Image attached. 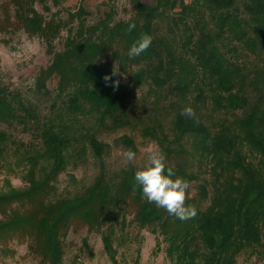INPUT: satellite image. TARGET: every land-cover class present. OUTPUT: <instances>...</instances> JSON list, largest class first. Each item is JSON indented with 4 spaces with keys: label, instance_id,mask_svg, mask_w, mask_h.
I'll return each instance as SVG.
<instances>
[{
    "label": "trees",
    "instance_id": "trees-1",
    "mask_svg": "<svg viewBox=\"0 0 264 264\" xmlns=\"http://www.w3.org/2000/svg\"><path fill=\"white\" fill-rule=\"evenodd\" d=\"M63 1L0 0V32L43 41L51 61L34 87L46 92L55 79L58 101L40 116L0 86V125L18 119L36 130V145L24 151L26 185L0 191L1 251L17 237L42 264H61L69 231L101 234L118 226L128 235L134 226L161 236L177 264L264 257V0H129L127 20L115 22L111 5L93 23L82 6L61 16ZM141 34L152 37L151 46L132 58L129 49ZM143 87L153 111L147 121L137 118L140 133L157 142L173 179L195 187L186 201L197 210L194 218L180 220L148 203L132 168L109 178L101 161L90 185L57 194L70 153L89 150L101 160L108 146L94 129L131 126L128 102ZM186 107L195 115H181ZM89 117L93 123L86 126L82 119ZM8 143L0 130V159ZM116 143L136 150L129 136ZM103 241L115 254L109 238Z\"/></svg>",
    "mask_w": 264,
    "mask_h": 264
},
{
    "label": "rangeland",
    "instance_id": "rangeland-1",
    "mask_svg": "<svg viewBox=\"0 0 264 264\" xmlns=\"http://www.w3.org/2000/svg\"><path fill=\"white\" fill-rule=\"evenodd\" d=\"M143 1L151 3L153 0ZM188 1L190 0H185ZM111 5L116 9L113 19L115 22L129 18V0H65L60 7V14L63 16L65 11H74L82 6L88 12V23H93L103 18ZM36 10L41 11L38 5ZM54 11L55 8L52 9V12ZM64 38L65 32H62L55 41L56 51L62 49ZM50 61L51 57L46 53L40 38L29 37L22 31L0 32V86L18 93L19 102L33 108L40 116L48 114L52 104L58 103L55 97V79L47 82L46 92H38L34 87L39 71L47 67ZM145 90L143 87L137 91L135 99L128 102L131 126L117 131L108 128L94 129L97 139L108 146L101 160L93 157L89 150L70 153L67 167L55 183L58 196L76 194L90 185L100 172V161L104 165L106 175L116 178L122 170L132 168L136 172L142 168L146 151L150 147L159 150L155 140L144 138L140 133L141 122L138 119L147 121L153 111L151 100L144 96ZM82 121L86 126L93 123L91 117ZM168 121L165 120L164 123L168 124ZM0 130L8 134L11 141L6 146L3 159H0V191L8 190L9 187L21 189L26 185L24 175L28 167L24 151L30 144L36 145L33 141L34 134L31 133L36 132L35 123L29 122L25 125L17 119L1 124ZM122 135L129 136L135 143L136 158L133 162L126 161L124 157L127 148L116 143V139ZM193 193L194 186L190 188V194ZM207 204L208 202L205 205ZM106 228L105 226L102 229L101 234L89 232L87 228L82 227L69 231L62 239L64 255L61 264H177L175 261L173 263L168 252L164 250L166 244L161 236L152 233L150 229L138 230L132 226L127 229V235L118 226L108 231H105ZM105 236L116 249L115 254L108 253L105 249ZM27 243L17 237L8 240L3 250L0 249V264H42L38 256L30 253ZM236 264H264V257H248L244 254L237 258Z\"/></svg>",
    "mask_w": 264,
    "mask_h": 264
},
{
    "label": "clouds",
    "instance_id": "clouds-1",
    "mask_svg": "<svg viewBox=\"0 0 264 264\" xmlns=\"http://www.w3.org/2000/svg\"><path fill=\"white\" fill-rule=\"evenodd\" d=\"M136 28L135 23H130L128 32ZM152 43V37L148 34L141 36L131 45L128 55L132 58L140 56L146 52ZM106 80L108 77L105 78ZM181 115L194 116V109L186 107ZM126 161L133 162L136 153L127 149L124 153ZM165 154L153 147L146 151V159L143 167L135 172V182L142 188V194L147 202L154 203L158 208L164 209L169 215H173L180 220L194 218L197 210L194 205L187 204L188 189L190 183L183 177L175 176L173 168H166ZM135 190V188L133 189Z\"/></svg>",
    "mask_w": 264,
    "mask_h": 264
}]
</instances>
